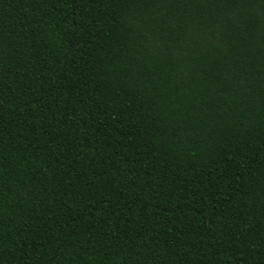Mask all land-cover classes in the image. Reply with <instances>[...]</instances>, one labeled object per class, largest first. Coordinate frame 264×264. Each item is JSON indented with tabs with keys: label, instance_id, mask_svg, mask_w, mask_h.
I'll return each mask as SVG.
<instances>
[{
	"label": "trees",
	"instance_id": "16d2710c",
	"mask_svg": "<svg viewBox=\"0 0 264 264\" xmlns=\"http://www.w3.org/2000/svg\"><path fill=\"white\" fill-rule=\"evenodd\" d=\"M0 264H264V0H0Z\"/></svg>",
	"mask_w": 264,
	"mask_h": 264
}]
</instances>
